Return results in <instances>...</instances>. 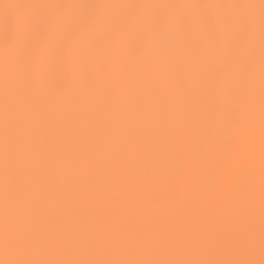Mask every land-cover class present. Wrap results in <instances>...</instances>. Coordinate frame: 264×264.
Instances as JSON below:
<instances>
[{"label":"snow or ice","instance_id":"obj_1","mask_svg":"<svg viewBox=\"0 0 264 264\" xmlns=\"http://www.w3.org/2000/svg\"><path fill=\"white\" fill-rule=\"evenodd\" d=\"M0 264H264V0H0Z\"/></svg>","mask_w":264,"mask_h":264},{"label":"bare ground","instance_id":"obj_2","mask_svg":"<svg viewBox=\"0 0 264 264\" xmlns=\"http://www.w3.org/2000/svg\"><path fill=\"white\" fill-rule=\"evenodd\" d=\"M256 132H257V135L259 134V127H257V130H256Z\"/></svg>","mask_w":264,"mask_h":264}]
</instances>
